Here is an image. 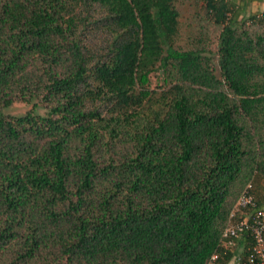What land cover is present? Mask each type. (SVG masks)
Wrapping results in <instances>:
<instances>
[{
	"label": "trees",
	"instance_id": "16d2710c",
	"mask_svg": "<svg viewBox=\"0 0 264 264\" xmlns=\"http://www.w3.org/2000/svg\"><path fill=\"white\" fill-rule=\"evenodd\" d=\"M194 1L215 51L190 0H0V264L245 260L222 233L264 175V12Z\"/></svg>",
	"mask_w": 264,
	"mask_h": 264
},
{
	"label": "built area",
	"instance_id": "2783aa9c",
	"mask_svg": "<svg viewBox=\"0 0 264 264\" xmlns=\"http://www.w3.org/2000/svg\"><path fill=\"white\" fill-rule=\"evenodd\" d=\"M252 184H247L237 198L236 206L230 213V222L240 209H250L249 215L233 224L228 223L222 233L223 240L229 246L242 236L248 235L252 245L245 254V260L240 255L233 258V264H264V208H258L251 193ZM217 255H212L208 264H214Z\"/></svg>",
	"mask_w": 264,
	"mask_h": 264
},
{
	"label": "rangeland",
	"instance_id": "374dc122",
	"mask_svg": "<svg viewBox=\"0 0 264 264\" xmlns=\"http://www.w3.org/2000/svg\"><path fill=\"white\" fill-rule=\"evenodd\" d=\"M254 1L260 2L261 0H254ZM190 2L192 3V5H190V3H188V4H186L180 8V11H181L180 21L183 23L189 24L190 27L193 28L194 32H196L195 28L201 26L204 33L208 37V41L206 43L210 45L209 47L213 51H215L219 29L217 27L212 26L210 23L207 22V19L204 16V12L202 11L203 9L200 6V1H197V3H196L194 0H190ZM250 3L243 4L242 1L237 0L235 6L238 7L240 5V7H241V6L245 5V10H244V12H242V15L247 17L251 14L250 9H249L251 7ZM29 108L30 107L25 105V104L15 103L10 109H8L6 111L10 115L20 116V115L25 114L29 110ZM244 175L248 176V172L245 171ZM249 182H252V184H253L252 186L254 188V195H255L253 197H256V199H258V200L261 197H264V195H263L264 194V175L263 174L257 173L255 176L252 175V176L248 177L247 179L243 178L235 184L236 187H235V189L231 195V199H230L231 211L236 206L237 198H238L240 192L245 188V186ZM263 200H264V198H263ZM262 208H264V204H263ZM249 213H250V209H248V208L247 209H240L236 212V215H235L234 219L232 220V222L229 221L228 223L233 224L237 221L243 220L249 215Z\"/></svg>",
	"mask_w": 264,
	"mask_h": 264
},
{
	"label": "crops",
	"instance_id": "0c3cea01",
	"mask_svg": "<svg viewBox=\"0 0 264 264\" xmlns=\"http://www.w3.org/2000/svg\"><path fill=\"white\" fill-rule=\"evenodd\" d=\"M251 2V3H250ZM248 4L250 3L251 7L249 8L250 9V12L251 14H254V13H263L264 12V0H261L260 2L258 1H252V0H248L247 2L244 1L243 4ZM239 9H240V12L242 14V12H244L245 10V5L241 6L239 5ZM242 249V247H239V250ZM229 264H233V261H231Z\"/></svg>",
	"mask_w": 264,
	"mask_h": 264
}]
</instances>
